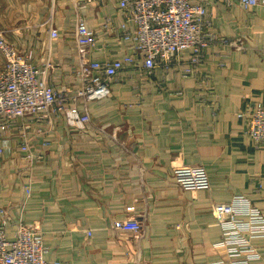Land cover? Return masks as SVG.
Listing matches in <instances>:
<instances>
[{"label": "crops", "instance_id": "obj_1", "mask_svg": "<svg viewBox=\"0 0 264 264\" xmlns=\"http://www.w3.org/2000/svg\"><path fill=\"white\" fill-rule=\"evenodd\" d=\"M20 13L24 21L16 29L12 22L1 25L3 35L20 52H32L36 66L54 64L49 82L56 89L79 86L78 18L97 35L91 59L131 51L130 42L105 28L107 20L119 26L124 19L117 0H46ZM49 19L58 38L45 24ZM209 21L217 37L241 47H209L195 76H184L183 60L152 76L125 70L106 98L88 105L85 127L50 115L47 133L31 139V159L21 147L34 135V123L0 122V221L5 210L13 226L35 228L46 260L228 264L213 205L242 195L264 216V144L246 134L239 116L264 106V6L214 0ZM4 65L0 50V71ZM184 173L205 174L210 188H183L177 176ZM128 218L142 224L138 236L113 227ZM8 230L13 237V227ZM253 244L260 253L253 263L264 264V236Z\"/></svg>", "mask_w": 264, "mask_h": 264}, {"label": "built area", "instance_id": "obj_2", "mask_svg": "<svg viewBox=\"0 0 264 264\" xmlns=\"http://www.w3.org/2000/svg\"><path fill=\"white\" fill-rule=\"evenodd\" d=\"M213 1L117 0L124 19L119 26L113 20H107L105 28L109 34H119L121 39L130 42L131 51L120 58L91 59L90 52L96 46L97 35L85 19L78 18L75 41L79 86L74 90L65 86L54 88L49 82L54 64L47 63L43 68L36 66L32 52H20L0 35V50L5 58L4 68L0 71V122L6 119L4 124L9 127L10 122L28 118L34 123V135L24 138L21 147L31 159L34 157L31 139L47 133L45 124L50 115H66L71 128L85 127L91 122L88 105L106 98L112 84L121 80L125 70L152 76L158 68L174 69L183 60L184 76H195L209 47L217 42L221 46L232 43L241 47L238 42L219 38L210 30V4ZM228 1L247 9L264 6V0ZM52 23L50 19L45 22L51 36L58 38L60 30ZM239 116L247 124L246 134L256 144H264V106L249 107ZM177 182L185 189L210 188L205 174H180ZM212 213L221 226L219 246L227 251L231 259L228 264H255L253 260L260 258V253L253 239L264 236V216L260 210L245 196L238 195L231 202L215 203ZM10 226L13 227L11 238L8 236ZM113 227L136 236L142 231V224L134 218L116 220ZM45 252L43 236L35 228L22 222L13 226L11 217L1 210L0 264H68L60 260L49 262Z\"/></svg>", "mask_w": 264, "mask_h": 264}, {"label": "rangeland", "instance_id": "obj_3", "mask_svg": "<svg viewBox=\"0 0 264 264\" xmlns=\"http://www.w3.org/2000/svg\"><path fill=\"white\" fill-rule=\"evenodd\" d=\"M45 2L46 0H0V10H4L3 12L5 14V16H3V13L0 14V17L3 16L0 18V35H3V28L1 25L12 22L14 23V25L11 26L12 29H16L19 24L24 21V16L20 12H24V10L27 9L33 12L38 7L44 5ZM12 35L14 34L12 33Z\"/></svg>", "mask_w": 264, "mask_h": 264}]
</instances>
